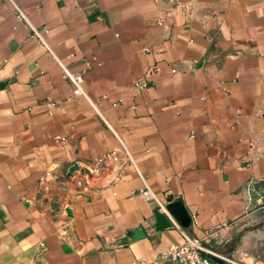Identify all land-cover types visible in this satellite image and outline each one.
I'll list each match as a JSON object with an SVG mask.
<instances>
[{
	"label": "crops",
	"instance_id": "1",
	"mask_svg": "<svg viewBox=\"0 0 264 264\" xmlns=\"http://www.w3.org/2000/svg\"><path fill=\"white\" fill-rule=\"evenodd\" d=\"M0 83V264L153 263L146 186L264 264V0H0Z\"/></svg>",
	"mask_w": 264,
	"mask_h": 264
},
{
	"label": "built area",
	"instance_id": "2",
	"mask_svg": "<svg viewBox=\"0 0 264 264\" xmlns=\"http://www.w3.org/2000/svg\"><path fill=\"white\" fill-rule=\"evenodd\" d=\"M16 11L22 16L20 9L16 6ZM36 32V31H35ZM36 35L41 39L38 32ZM157 71L156 68L150 69L149 72ZM64 77L72 84L73 94L76 97L85 96L83 91V81L84 77L82 74L72 73L65 67H63ZM149 86V80L146 76L139 77L135 83L134 87L140 91L147 89ZM64 140V139H61ZM264 192V191H260ZM259 193V192H258ZM141 194L147 201L155 202L156 208H160V212L166 215L173 227L176 226L182 233L184 237V242L180 244L171 245L167 251L160 254V256L151 264H218L212 257H217V254L210 248H207L202 241L199 239L191 238L186 234L184 229L175 220L172 214L167 210L166 205L169 203H163L160 201L155 194L150 190L149 187H144L141 190ZM204 253V255L202 254ZM228 264H231V260H227ZM146 264V263H141Z\"/></svg>",
	"mask_w": 264,
	"mask_h": 264
},
{
	"label": "water",
	"instance_id": "3",
	"mask_svg": "<svg viewBox=\"0 0 264 264\" xmlns=\"http://www.w3.org/2000/svg\"><path fill=\"white\" fill-rule=\"evenodd\" d=\"M7 83H0V88L4 87ZM167 210L172 214L175 220L181 225L182 228H188L192 224V217L189 214L188 209L181 200L171 201L166 205ZM173 227L170 219L160 212V208L155 209V223L154 229L156 231H164ZM134 236L138 233L134 232ZM141 235L144 236V231H141ZM204 255V253H202ZM212 259L218 264H222L217 257H212Z\"/></svg>",
	"mask_w": 264,
	"mask_h": 264
},
{
	"label": "rangeland",
	"instance_id": "4",
	"mask_svg": "<svg viewBox=\"0 0 264 264\" xmlns=\"http://www.w3.org/2000/svg\"><path fill=\"white\" fill-rule=\"evenodd\" d=\"M263 205H264V201H263Z\"/></svg>",
	"mask_w": 264,
	"mask_h": 264
}]
</instances>
